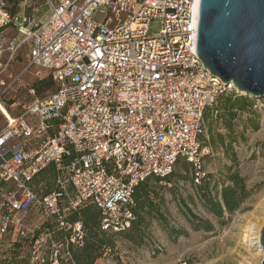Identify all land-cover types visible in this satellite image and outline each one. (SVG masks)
<instances>
[{"label":"built area","instance_id":"obj_1","mask_svg":"<svg viewBox=\"0 0 264 264\" xmlns=\"http://www.w3.org/2000/svg\"><path fill=\"white\" fill-rule=\"evenodd\" d=\"M195 3L43 0L48 15L36 19L22 14L19 0H0V32L17 29L21 37L8 50L26 44L30 65L48 71L55 87L0 131V243L46 244L49 231L35 235L26 223L39 208L73 229L71 241L82 247L83 225L65 221L66 212L92 204L103 231L122 233L134 220L141 182L169 178L180 160L200 178L207 109L238 93L198 56ZM153 21L162 24L158 34ZM50 166L56 189L44 195L35 177Z\"/></svg>","mask_w":264,"mask_h":264},{"label":"rangeland","instance_id":"obj_2","mask_svg":"<svg viewBox=\"0 0 264 264\" xmlns=\"http://www.w3.org/2000/svg\"><path fill=\"white\" fill-rule=\"evenodd\" d=\"M27 2L43 14L48 10L43 0H19L20 10L26 15L32 13L31 8L26 7ZM35 15L39 17L41 14ZM161 28L160 21H153L151 34H158ZM20 40L17 29L0 32V95L4 103L0 109V131L21 115L35 98L43 100L55 91L53 84L40 86L41 91H38V84L46 80L49 73L30 65L26 44L18 50H8ZM32 89H36L35 96ZM250 98L255 100L252 109L256 114L239 113L233 121L232 134L217 118H213L212 130L206 123L202 145L204 172L198 181H195L191 169L185 172L186 164L182 162L175 167L171 183L149 182L156 206L152 210L154 214L148 218L151 222L149 227L138 239L139 245L123 235L112 236L110 233L108 237L114 239L115 246L106 250L96 264H262L264 254L259 251L261 235L260 245L257 243L264 228V98ZM218 135L225 136L227 146H231L228 151L216 141ZM212 138L217 142L214 147ZM233 173L245 179L250 195L234 213L224 212L218 216L202 203L198 187L203 180L210 182L211 188L217 184L211 195L212 198L218 197L223 188L231 185L228 179ZM7 185L12 186L13 182ZM36 187L41 193L45 191L44 184L37 183ZM51 189H56V181ZM66 192L74 196L72 190L67 188ZM67 203L68 197H65L62 208ZM157 210L158 218L154 216ZM71 214L66 212L65 221ZM26 223L35 235L47 230L50 234L48 242L36 249L30 238H20L25 241L21 255H30V264H42L47 257L51 264L56 263V258L57 264L67 263L72 259L69 245L80 247L71 241L75 237L73 229L68 226L63 229L58 220L48 218L42 209L35 208L30 212ZM12 243L10 239L0 243V253L11 248Z\"/></svg>","mask_w":264,"mask_h":264},{"label":"trees","instance_id":"obj_3","mask_svg":"<svg viewBox=\"0 0 264 264\" xmlns=\"http://www.w3.org/2000/svg\"><path fill=\"white\" fill-rule=\"evenodd\" d=\"M46 85L53 86L50 77L38 84V91H41L40 86L46 87ZM254 103L255 100H252L250 97H244L240 94H236L235 92L223 94L218 98L213 107L207 109L204 125L206 127L207 123L212 130L213 118H217L221 120L227 131L232 134V131L234 130L233 121L237 118L239 113H250L251 115L256 114V111L252 109ZM249 121L254 125V120L252 118H250ZM204 136L205 135H203L201 138L203 143ZM211 137H213V135ZM216 141L219 142L220 147L226 148L227 151L231 147L227 146L225 136L218 135ZM216 141L213 140V138L211 139V142H213V147L216 145ZM182 162L186 164L185 172L191 169L194 173L195 181H198L200 179L198 178L199 173L194 168V166L187 160H180L177 165ZM202 172H204V159L200 173ZM174 176L175 174L173 171L172 175L165 180L156 177L149 178L141 182L134 192V204L131 207L134 220L130 229L122 232L121 234L112 233L111 235H123L131 242L139 245L138 239L142 234V231L149 227L151 222L148 218L154 214L152 210L156 206L153 203V197L155 194L151 189L149 182L153 180L155 183H161L163 181L171 183ZM35 178V185L37 183L44 184L45 191L43 193L44 195H49L53 190L51 187L56 181L55 166H50L48 169L39 173ZM228 181L231 183V185L223 188L219 196H215L214 198H212L211 194L216 189L217 184L211 188L210 182L203 180L202 185L198 187L199 193L202 195V203H204L211 212L218 214V216L222 215L224 212L230 214L234 213L240 208L242 201L250 195V192L248 193L245 187V179L240 177L238 173H233V175L229 177ZM155 214L157 215L154 216L158 218L159 211L157 210ZM101 216L100 209L89 203L82 205L81 208L72 212V214L67 218V221L71 224L82 223L84 230L83 245L82 247H75L71 243L69 245V251L72 254V259L67 263L62 262L61 264H96V262L104 256L106 250L113 249L115 246L114 239L108 237V234L110 233L102 230ZM24 242L25 241L18 238L17 241L12 243L11 248L3 250L0 253V264H30V255H21V251L25 246ZM42 264H51L49 258H45Z\"/></svg>","mask_w":264,"mask_h":264},{"label":"water","instance_id":"obj_4","mask_svg":"<svg viewBox=\"0 0 264 264\" xmlns=\"http://www.w3.org/2000/svg\"><path fill=\"white\" fill-rule=\"evenodd\" d=\"M199 4L197 50L205 67L238 94L264 98V0ZM260 241L264 247V228Z\"/></svg>","mask_w":264,"mask_h":264},{"label":"crops","instance_id":"obj_5","mask_svg":"<svg viewBox=\"0 0 264 264\" xmlns=\"http://www.w3.org/2000/svg\"><path fill=\"white\" fill-rule=\"evenodd\" d=\"M23 6H24V5H23ZM21 7H22V6H21ZM26 7H27V8H31V10H32V13H31V14L29 13L27 16L31 15V16H34L36 19H42V18H44V17H46V16L48 15V10H47L46 12H44V14H43V12H42V13L40 12V9H39L38 11H35V10L33 9L34 7H31V4H27ZM35 13H36V14L40 13L41 15H39V17H37V16L35 15ZM22 14H25V12L22 13ZM25 15H26V14H25Z\"/></svg>","mask_w":264,"mask_h":264},{"label":"bare ground","instance_id":"obj_6","mask_svg":"<svg viewBox=\"0 0 264 264\" xmlns=\"http://www.w3.org/2000/svg\"><path fill=\"white\" fill-rule=\"evenodd\" d=\"M199 3H200V0H196V3H195V4H196V6H197V7H196V8H197V13H198L199 8H200V4H199ZM260 235H261V234L259 233V235H258V243H257V244H259V245H260V243H259V242H260V241H259V240H260ZM259 247H260V249H261V250H259V251L262 252V253L264 254V249H262L261 246H259Z\"/></svg>","mask_w":264,"mask_h":264}]
</instances>
